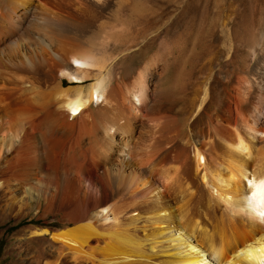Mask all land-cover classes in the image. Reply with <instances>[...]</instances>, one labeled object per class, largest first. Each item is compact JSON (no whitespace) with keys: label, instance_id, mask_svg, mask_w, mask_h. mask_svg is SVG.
<instances>
[{"label":"bare ground","instance_id":"1","mask_svg":"<svg viewBox=\"0 0 264 264\" xmlns=\"http://www.w3.org/2000/svg\"><path fill=\"white\" fill-rule=\"evenodd\" d=\"M144 14L0 0V214L45 221L14 264H264V72Z\"/></svg>","mask_w":264,"mask_h":264},{"label":"rangeland","instance_id":"2","mask_svg":"<svg viewBox=\"0 0 264 264\" xmlns=\"http://www.w3.org/2000/svg\"><path fill=\"white\" fill-rule=\"evenodd\" d=\"M142 1L145 14L139 30H135L136 38L160 33L163 40L171 42L183 31L202 30L209 36L230 38V41L227 38L220 41L218 47L228 50L226 48L230 47V43L237 46L240 63L253 61V66L264 72V0ZM227 59V54L220 56V66L224 72L229 68L225 64ZM29 219H22L19 223L12 217L3 218L0 214V264H14L17 261L19 254L15 250L16 233L29 225L37 226L38 223L45 222ZM48 221L57 220L49 217ZM12 227L16 228L11 230Z\"/></svg>","mask_w":264,"mask_h":264},{"label":"trees","instance_id":"3","mask_svg":"<svg viewBox=\"0 0 264 264\" xmlns=\"http://www.w3.org/2000/svg\"><path fill=\"white\" fill-rule=\"evenodd\" d=\"M15 228H16V227H12L11 230H12V229L14 230Z\"/></svg>","mask_w":264,"mask_h":264}]
</instances>
